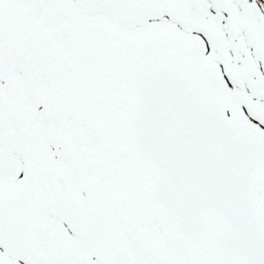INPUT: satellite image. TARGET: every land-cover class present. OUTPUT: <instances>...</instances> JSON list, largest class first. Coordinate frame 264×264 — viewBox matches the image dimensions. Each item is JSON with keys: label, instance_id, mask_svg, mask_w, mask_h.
<instances>
[{"label": "snow or ice", "instance_id": "1", "mask_svg": "<svg viewBox=\"0 0 264 264\" xmlns=\"http://www.w3.org/2000/svg\"><path fill=\"white\" fill-rule=\"evenodd\" d=\"M0 264H264V0H0Z\"/></svg>", "mask_w": 264, "mask_h": 264}]
</instances>
